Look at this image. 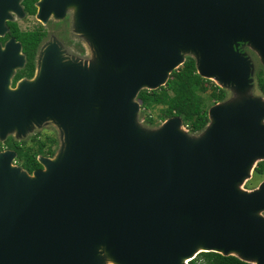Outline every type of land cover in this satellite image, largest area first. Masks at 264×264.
Returning <instances> with one entry per match:
<instances>
[{"label": "water", "instance_id": "obj_1", "mask_svg": "<svg viewBox=\"0 0 264 264\" xmlns=\"http://www.w3.org/2000/svg\"><path fill=\"white\" fill-rule=\"evenodd\" d=\"M22 0H0V35ZM35 17L70 14L85 49L44 42L32 78L21 43L0 44V141L51 120L59 150L31 173L0 151V264H188L199 252L264 264V0H38ZM187 55L228 98L189 134L181 117L142 123L136 95L164 85ZM83 62V63H82ZM62 133V134H61ZM63 139V142H62Z\"/></svg>", "mask_w": 264, "mask_h": 264}, {"label": "trees", "instance_id": "obj_2", "mask_svg": "<svg viewBox=\"0 0 264 264\" xmlns=\"http://www.w3.org/2000/svg\"><path fill=\"white\" fill-rule=\"evenodd\" d=\"M35 0H24L26 12L35 13ZM10 30L21 42L23 52L27 55V63L23 70L19 71L16 79L26 74L31 76L34 70V56L40 42L45 37L44 32L38 29L21 31L15 23H10ZM240 51H246L255 63L254 91L264 96V67L259 63L256 54L247 48L238 46ZM230 91L218 87L197 73L195 59L187 55L183 63L172 70L166 83L155 89H141L136 95L141 111L139 117L143 119L144 125L151 126L157 119L164 121L173 116L181 117L183 124L187 127L189 134H198L207 123L208 109L213 104L228 98ZM158 109V112L156 110ZM144 113V114H143ZM37 133L32 137L37 148L27 145L26 141L19 142L13 137L7 141L8 148L15 150V162L23 169L31 173L41 168L38 155H43L45 143L39 139ZM39 139V140H38ZM55 153L50 146L44 155L52 157ZM264 173V161L258 162L253 170L255 176ZM249 185V184H248ZM188 264H252L239 259L234 255H222L214 251L199 252Z\"/></svg>", "mask_w": 264, "mask_h": 264}, {"label": "flooded vegetation", "instance_id": "obj_3", "mask_svg": "<svg viewBox=\"0 0 264 264\" xmlns=\"http://www.w3.org/2000/svg\"><path fill=\"white\" fill-rule=\"evenodd\" d=\"M37 1L38 0H35L33 2L35 5V10L37 9V7H36ZM21 6H22L23 11H24V16L22 18L33 17L36 19V17H35L36 11L34 14H28L26 12V5L24 4V0L21 1ZM36 21H37L36 25L33 26L32 28H24L23 29V28H21V26L19 25V23L16 19L8 20L6 22L7 31L5 32L4 35H0V44L4 45L5 42L11 37H14L16 41H19L16 38V36H14L12 34V32L9 28L10 27L9 22H10V23H15L21 31L38 29V30L44 32L45 37L43 38V40L38 45V47L36 49L35 56H34V66L35 67H36V61H37L36 60L37 54L40 51L42 44L44 42H46L48 39H57L58 41H60L63 45V48L67 51V55L70 57H72V56L82 57L85 54V49H84V46L82 45L81 41L77 37H75L74 34H72V32L70 31V14L69 13H66V15L60 20H53L52 18H50L45 24H43L42 22H40L37 19H36ZM21 52L24 55V65H23V67L16 69L14 75H12V77H11V85L12 86H14L16 84V82L20 79L32 78L34 73H35V67H34L33 74L31 76L23 74L19 78H17V79L15 78L16 75L18 74V72L23 70L24 66L27 63V55L23 52L22 44H21ZM37 133H39V132L38 131L35 132V134H37ZM10 138H12V137H10V136L6 137L5 141H8ZM15 140H18V139H15ZM23 140H25V139H20L18 141L22 142ZM3 149H11V148H8V145H5L3 147ZM45 156H47V155H45Z\"/></svg>", "mask_w": 264, "mask_h": 264}, {"label": "rangeland", "instance_id": "obj_4", "mask_svg": "<svg viewBox=\"0 0 264 264\" xmlns=\"http://www.w3.org/2000/svg\"><path fill=\"white\" fill-rule=\"evenodd\" d=\"M13 17L18 21L19 25L23 29L24 28H32L37 23L36 19L33 18V17H29V18H19L18 16H15V15H13ZM62 52L63 51L60 50V57L62 58V60H68L66 58V56L67 57H70V56L64 55ZM208 79L210 80V82L212 84L218 86L214 78H208ZM254 92L257 95H260L256 91H254ZM140 111H141V109L138 111V113ZM156 112H158V109L156 110ZM141 121L144 124L143 119H141ZM162 123H163V121L157 119L151 125V127L152 128H158ZM37 131L40 134L39 139L42 140L45 143V147L42 149L43 150V152H42L43 155L47 152V146H50L53 150L55 149V152L59 150V146L61 144L60 132L59 131H61V130L58 128V126L55 123H53V121L48 120V121L42 123L39 127L35 126L34 129L30 133H28L25 137H23V139H25L27 141V143H26L27 145H31V146H34L35 148H37L36 142L34 140H32V137L34 136L35 132H37ZM9 136L10 137H13L11 135H9ZM62 142H63V139H62ZM5 145H7V141H5V140L0 141V151L1 150H4L3 147ZM263 180H264V173L262 174V176H255L253 174V171H252L251 177L248 178V179H246L240 185V188L241 189H244V190H248V191L253 190V189L257 188V186L259 185V183L261 181H263ZM261 214L264 216V211ZM107 264H111V263H107Z\"/></svg>", "mask_w": 264, "mask_h": 264}]
</instances>
